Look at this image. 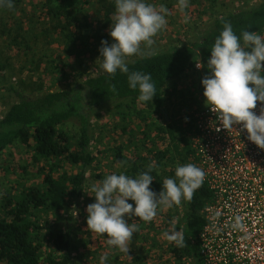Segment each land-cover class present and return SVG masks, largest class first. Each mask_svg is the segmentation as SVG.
I'll list each match as a JSON object with an SVG mask.
<instances>
[{
    "label": "trees",
    "instance_id": "1",
    "mask_svg": "<svg viewBox=\"0 0 264 264\" xmlns=\"http://www.w3.org/2000/svg\"><path fill=\"white\" fill-rule=\"evenodd\" d=\"M90 4L92 0H43L42 6L46 14L69 18L62 28L67 25L69 32L66 37L71 39V22L79 24L82 13L84 18L91 16L87 9ZM112 11L115 13V6L106 12L99 10L104 26ZM226 22L231 24L237 36L244 30L261 34L264 31V0L252 7L216 17L194 42L127 63L129 72L151 74L157 95L152 102L139 101L141 107H131L133 111L117 113L125 121L120 128L129 132L130 137L135 138V131L139 129L142 142L140 147L136 146L141 151H147L145 157L141 154L128 157L123 154V146L120 145L115 149L114 160L128 163L127 174L132 177L151 166L150 174L154 180L150 188L157 194L162 190L165 174L174 177L177 165H184L188 158L195 157L192 139L184 136L185 146L181 147L175 125L168 123L166 118L164 95L168 91L167 84L195 71L196 63H201L208 74L206 64L211 56L210 49ZM60 32L62 34L63 31ZM9 90L16 100L0 119V154L16 143L29 147L38 183L13 186L0 197V264H76L72 222L75 212H81V201L88 182L87 170L97 164L90 149L92 137L88 111L128 98L133 104L138 100L139 92L129 88L127 74L119 71L114 76L104 73L89 76L65 89L41 95L25 94L13 84ZM157 118L162 121L157 123ZM70 123L79 126L77 141L72 140L74 137L68 131ZM186 124V132H193L196 125L194 114ZM161 138L168 143L166 147H146ZM167 163L170 167L165 171ZM212 199L213 192L203 181L192 199L184 200L183 246L169 245L166 249L175 259L183 261L192 258L195 264H202L200 237L207 223L204 210ZM54 215L64 219L66 230L60 228L59 223H51L50 218Z\"/></svg>",
    "mask_w": 264,
    "mask_h": 264
},
{
    "label": "rangeland",
    "instance_id": "2",
    "mask_svg": "<svg viewBox=\"0 0 264 264\" xmlns=\"http://www.w3.org/2000/svg\"><path fill=\"white\" fill-rule=\"evenodd\" d=\"M262 1L189 0L188 7L181 12L177 0H148L158 9L161 5L167 8L166 26L153 38L154 44L150 48L144 49L142 45V53L128 57L126 63L149 53L152 55L169 51L194 42L204 34L216 17L230 11L252 7ZM12 3V8L0 7V119L16 100L9 90L11 84L23 93L35 96L62 90L89 76L102 74L98 66L99 62L96 64L100 56L101 41L107 40L109 45L113 42L109 36V28L114 12L110 13L108 17L110 19L104 26L99 10L103 9L106 12L108 8L115 6L114 0L105 2L92 0L91 6L87 8L91 16L84 18L82 13L79 15V24L71 22L73 27L71 39L66 37V33L69 32L67 25L62 28L69 22V18H55L46 14L42 6L43 0H12ZM60 30L65 33L61 34ZM83 35L87 36L82 40ZM260 35L264 36V31ZM77 36L78 40H76ZM205 75L207 73L202 66L167 84L164 111L168 123L175 125L181 147L185 146L184 136L193 139V135L194 137L198 135L197 132L194 134L195 129L193 132L189 130L186 132V122L189 118H193L192 113L195 110L206 107L201 83ZM131 107H141L139 100L132 104L130 98L122 99L88 111L92 137L90 149L98 165L95 163L87 170L88 182L85 191L91 184L102 181L109 174L121 172L129 174H127L130 167L128 163L114 160L115 149L120 145L123 146V154L128 157L137 154L146 155V150L138 149L142 142L139 129L136 128L137 136L132 138L129 132L120 128L125 121L121 120L118 111H133L134 108ZM155 119L151 122L153 123ZM159 120L157 118V123L162 121ZM68 127V131L74 137L72 140L77 141L79 126L70 123ZM191 141L194 149V141ZM155 142L146 147L158 149L160 146L164 148L168 145L163 138ZM194 151V159L188 158L186 164L191 163L200 168L198 154L195 149ZM31 153L29 147L16 143L0 154V197L13 186L38 183ZM169 167L168 163L165 164V171ZM164 177L168 176L165 174ZM94 202L95 197L85 192L81 201V212H75V220L72 222L76 264H101V257L106 258L104 264H195L192 258L179 261L166 251L169 245L175 246V243L168 242L164 236L165 232L171 230L172 222H176L177 231L180 229L181 235L185 228L186 208L183 199L179 205L159 209L151 222L145 223L138 220V217L129 218L128 222H135L139 230L129 242L128 254L109 246L104 235L88 230L86 208ZM128 202L134 205L133 201ZM61 215L64 217L63 214ZM50 221L54 224L59 223L60 228L64 227L66 230L63 218L54 215Z\"/></svg>",
    "mask_w": 264,
    "mask_h": 264
},
{
    "label": "clouds",
    "instance_id": "3",
    "mask_svg": "<svg viewBox=\"0 0 264 264\" xmlns=\"http://www.w3.org/2000/svg\"><path fill=\"white\" fill-rule=\"evenodd\" d=\"M115 13L109 28L113 42L101 41L99 48V69L109 76L117 71L127 74L128 86L139 92L140 102L153 101L157 95L156 85L150 73L129 72L126 59L142 53L154 44V37L166 26L167 8L159 9L148 0H114ZM183 12L189 0H177ZM13 7L12 0H0V7ZM207 61L208 74L202 78L205 105L217 116L214 128L220 131L235 129L247 131V139L264 149V108L259 115L253 111L257 102L264 104V36L256 31L244 30L237 36L230 23H225L210 49ZM151 55V53H149ZM198 68L202 67L196 63ZM147 171L135 177L112 173L102 181L93 183L85 191L95 197L87 205V228L90 232L104 235L109 246L128 254L129 242L139 228L129 218L138 217L145 223L151 222L159 209L190 201L194 192L201 187L205 173L194 164L177 165L174 177H166L162 190L157 194L150 188L154 178ZM131 200L134 202L129 203ZM77 214V213H76ZM241 228L240 217L232 224ZM167 241L183 246L181 230L177 231L173 221L171 230L164 233ZM105 257H101L104 264Z\"/></svg>",
    "mask_w": 264,
    "mask_h": 264
},
{
    "label": "built area",
    "instance_id": "4",
    "mask_svg": "<svg viewBox=\"0 0 264 264\" xmlns=\"http://www.w3.org/2000/svg\"><path fill=\"white\" fill-rule=\"evenodd\" d=\"M262 108L258 101L253 111L259 115ZM193 114V147L213 192L200 237L203 264H264V149L239 125L216 131L217 116L207 106ZM236 217L238 229L232 227Z\"/></svg>",
    "mask_w": 264,
    "mask_h": 264
}]
</instances>
